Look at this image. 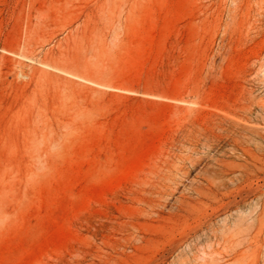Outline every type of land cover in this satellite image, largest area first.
<instances>
[{
	"label": "rangeland",
	"instance_id": "obj_1",
	"mask_svg": "<svg viewBox=\"0 0 264 264\" xmlns=\"http://www.w3.org/2000/svg\"><path fill=\"white\" fill-rule=\"evenodd\" d=\"M0 264H264V0H0Z\"/></svg>",
	"mask_w": 264,
	"mask_h": 264
},
{
	"label": "bare ground",
	"instance_id": "obj_2",
	"mask_svg": "<svg viewBox=\"0 0 264 264\" xmlns=\"http://www.w3.org/2000/svg\"><path fill=\"white\" fill-rule=\"evenodd\" d=\"M58 69H60V68H58ZM61 70H63V69H61ZM41 72H47V71H41ZM65 72V71H64ZM44 73V74H45ZM47 75L49 74V72H47L46 73ZM54 76H58V75H55L54 74ZM45 77H47V76H45ZM51 78H53V77H51ZM59 79L61 78L60 76L58 77ZM56 79V78H55ZM68 82H71V83H73V81H71V80H69ZM75 83V82H74ZM35 134V133H34ZM193 165V164H192ZM194 167V166H193ZM156 173V172H155ZM163 173V172H162ZM151 182V181H150ZM160 185V182H158V181H154V183H152V187H153V189H152V191L151 192H149V193H153V190H155V189H157L158 188V186Z\"/></svg>",
	"mask_w": 264,
	"mask_h": 264
}]
</instances>
